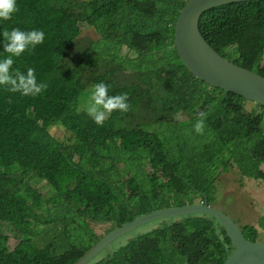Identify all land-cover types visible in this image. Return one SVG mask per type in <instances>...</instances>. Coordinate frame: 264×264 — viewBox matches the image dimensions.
I'll return each mask as SVG.
<instances>
[{"label": "trees", "instance_id": "obj_1", "mask_svg": "<svg viewBox=\"0 0 264 264\" xmlns=\"http://www.w3.org/2000/svg\"><path fill=\"white\" fill-rule=\"evenodd\" d=\"M188 1L16 0L18 11L0 20V59L4 29L45 33L14 58L13 70L34 68L47 84L37 96L0 86V264H75L114 229L98 235L93 225L215 206L231 170L264 183V105L247 112L250 100L197 79L174 50V24ZM85 28L99 37L80 46ZM200 28L227 60L264 77V0L210 10ZM100 82L110 96L127 93L131 105L103 126L81 107ZM56 121L71 134L66 140L50 133ZM240 228L257 242L264 215L258 228ZM10 229L20 241L15 251ZM110 248L93 262L224 264L235 251L220 221L205 214L179 216Z\"/></svg>", "mask_w": 264, "mask_h": 264}, {"label": "water", "instance_id": "obj_2", "mask_svg": "<svg viewBox=\"0 0 264 264\" xmlns=\"http://www.w3.org/2000/svg\"><path fill=\"white\" fill-rule=\"evenodd\" d=\"M256 0H189L179 13L174 24V50L186 69L197 79L207 84L232 92L256 104L264 105V77L241 68L218 53L201 32L203 16L210 10ZM205 214L216 218L224 226L235 251L224 264H264V243L249 242L240 225L229 215L209 202H198L182 207H168L138 216L104 237L76 264H88L98 254L109 251V246L120 237L148 223L179 216Z\"/></svg>", "mask_w": 264, "mask_h": 264}, {"label": "clouds", "instance_id": "obj_3", "mask_svg": "<svg viewBox=\"0 0 264 264\" xmlns=\"http://www.w3.org/2000/svg\"><path fill=\"white\" fill-rule=\"evenodd\" d=\"M16 11H18L16 0H0V20H10ZM3 38H4L3 51L7 53V55L3 59H0V86L5 87L9 92L20 93L23 96H37L41 94L43 91L47 89V84L37 81L35 75V69L28 68L26 73L19 72L13 70V65L15 63L14 58H18L22 56L25 52L31 51L32 49H35L38 45L42 44L45 39V33L41 30L24 31L19 28H13L11 31H9L7 29H4ZM89 96H90V100L87 107V114L99 126H103L105 120L113 111L127 113L131 109V105L129 103V96L127 93L110 96L109 85L103 82L93 85L92 93L88 94V97ZM246 104L247 103H245V105ZM243 113L246 114L245 112ZM56 124L57 126H61L59 121H56ZM121 124H124V122ZM195 131L198 134H203L202 118L199 119L197 124L195 125ZM261 170L264 171L263 167L261 168ZM237 174H239L241 177L244 176L241 170L240 172H237ZM99 225H107V226L109 225L108 228L114 225L113 230H115L116 228V225L111 222L101 223ZM257 227H258V223H257ZM118 241L119 239L115 241L113 244H116ZM110 246H109V252H111ZM104 252H108V251L105 250L100 254H103ZM100 254H98L97 256H99ZM96 257L93 258L92 261H89L88 264H98L100 260L97 263L93 262L96 259Z\"/></svg>", "mask_w": 264, "mask_h": 264}, {"label": "rangeland", "instance_id": "obj_4", "mask_svg": "<svg viewBox=\"0 0 264 264\" xmlns=\"http://www.w3.org/2000/svg\"><path fill=\"white\" fill-rule=\"evenodd\" d=\"M98 37L99 36L97 35L96 30L94 28H85L79 39V45L85 46L90 40H96L98 39ZM125 52L126 49L124 50V53ZM91 93L92 91L89 90L86 95ZM90 96H83L82 98H80L81 103L82 99L86 97L81 104L82 108L86 111ZM246 103L247 111H254L255 103ZM179 118L180 120H185L189 118V116L181 115L179 116ZM50 133L53 135V137L57 139L60 138L61 140H66L68 136H71V134L67 132V130L63 126L53 127ZM219 183H221V185L219 188L218 202L215 204L214 207L229 215L235 222L238 221L240 226L246 224L257 225L260 217L264 215V183L247 179L243 180V177L237 174L236 170H231L227 174L222 175ZM167 221L169 222L170 219L163 218L141 226L137 230L130 232L126 237H124V239L122 237V239H120L116 243V246L125 244L131 239H134V237H137L148 231L157 229L158 227H161L165 223H167ZM108 226L93 225L92 227L98 235H103L107 231ZM7 233L10 236V250L15 251V249L20 244V241L16 239V231L14 229H10ZM258 242L264 243V230L262 229L259 230Z\"/></svg>", "mask_w": 264, "mask_h": 264}, {"label": "crops", "instance_id": "obj_5", "mask_svg": "<svg viewBox=\"0 0 264 264\" xmlns=\"http://www.w3.org/2000/svg\"><path fill=\"white\" fill-rule=\"evenodd\" d=\"M245 109H246V111H247V107H246V105H245ZM247 112H249V111H247ZM251 112H254V111H251ZM256 227H257V225H256ZM258 228V227H257ZM259 230H261L260 228H258V231ZM258 239H259V237H258ZM258 242V241H257Z\"/></svg>", "mask_w": 264, "mask_h": 264}]
</instances>
